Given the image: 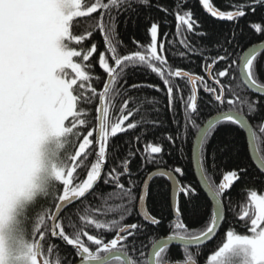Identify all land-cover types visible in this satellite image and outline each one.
Segmentation results:
<instances>
[{"label": "snow or ice", "instance_id": "snow-or-ice-1", "mask_svg": "<svg viewBox=\"0 0 264 264\" xmlns=\"http://www.w3.org/2000/svg\"><path fill=\"white\" fill-rule=\"evenodd\" d=\"M256 40L264 0H0V264H200L217 237L207 264H264ZM173 241L201 247L176 260Z\"/></svg>", "mask_w": 264, "mask_h": 264}, {"label": "trees", "instance_id": "trees-1", "mask_svg": "<svg viewBox=\"0 0 264 264\" xmlns=\"http://www.w3.org/2000/svg\"><path fill=\"white\" fill-rule=\"evenodd\" d=\"M166 3L169 4V6L172 5L173 0H165ZM191 2L193 4H195V0H191ZM217 5L219 6V0H217ZM154 15H157V13H153ZM78 27H77V31H83L85 29H90L93 32H95V29L91 27V25L93 24V21L87 18H80L78 20ZM209 28H215L217 30H225L229 27L228 24H224L223 26L220 23H212L211 21L209 22L208 25ZM167 31H169L170 33V39L173 38V34L175 32V28L172 27L170 29H166ZM97 41H99L100 37L97 36L96 37ZM189 39L192 40L193 43H198L199 38L193 35H189ZM127 42V41H126ZM260 42L259 40L254 41V43ZM183 49L180 48L179 43L177 42L176 48L172 49L173 52H178V51H182ZM262 54H264V52H262ZM171 55V54H170ZM194 62V64L199 63V61L195 58L192 57L191 58ZM170 63H173L174 66L177 65H181V64H186V61H182L181 59L177 57H174L172 59H170ZM101 70L98 68H96V72L99 73ZM193 71H199V69L193 68ZM134 79H144L145 81H151L153 79L152 75H138L136 77H134ZM95 115V112L93 110V116ZM166 118V117H165ZM162 131V129L160 130ZM157 135H159V132H157ZM128 137H124V139H127ZM159 142V141H157ZM257 147L258 150L260 152V154H264V139H257ZM117 143H119L117 141ZM71 151V149H69V152ZM184 166L188 169L190 175H189V179L192 180V182L194 184H198V179L195 175V171H194V166H193V162L192 159H189L187 156L185 157L184 161H183ZM150 170H154L151 169ZM253 175L252 178L249 180V188L246 189V191L250 194L251 191L255 190L258 192V194L260 195H264V178H260L259 177V173L256 169V166L253 164ZM163 178H159V177H155L153 179L152 182V188L153 191H158V185L155 183V181H159ZM105 190H109V189H105ZM240 202V207H241V211L244 210H250L249 207V203L247 201V197L246 196H237L234 194L233 196V206H236L237 202ZM74 211L73 208H69L66 212H65V216L69 215L70 213H72ZM226 214H227V210H226ZM229 219H231V215L229 214ZM169 229H168V222H167V218H165L164 221V229L157 232L155 235H153L148 241H146V244L148 245V250L150 251L151 249V243L153 240L155 239H159L162 236H166L167 234H169ZM237 234H250L247 233L243 230V226L241 225V227L239 229L236 230ZM226 241V237H217L215 240H213L212 242L208 243L206 248H203V251L201 252L200 256H199V262L200 264H207V260L208 257L211 256L213 254V252L215 250H217V246L221 245L222 243ZM201 247V246H200ZM200 247H185V246H178V245H170V248L173 249L174 251V258L176 260H181L184 256H186V253L184 252V249L187 248L188 251H192L194 249H199ZM70 260L74 259L73 257H69ZM221 264H244V256L241 252H230V253H226L225 256L222 258L221 260Z\"/></svg>", "mask_w": 264, "mask_h": 264}, {"label": "water", "instance_id": "water-1", "mask_svg": "<svg viewBox=\"0 0 264 264\" xmlns=\"http://www.w3.org/2000/svg\"><path fill=\"white\" fill-rule=\"evenodd\" d=\"M254 44H255L256 47H258V48L264 50V41H260V42L254 43ZM250 47H251V45H250ZM245 50H247V49H245ZM255 143H256V142H255ZM256 148H257V150H258L257 143H256ZM258 152H259V150H258ZM259 153H260V152H259ZM192 162H193V166H194L195 175H196V177L198 178V175H199V168L196 166L194 159H192ZM166 236H167V235H166ZM166 236H162V237H160L159 239L166 238ZM170 245H181V246H185V247H200V246H194V245H186V244H183V242H181V241H173V242H171ZM150 250H151V249H150Z\"/></svg>", "mask_w": 264, "mask_h": 264}, {"label": "clouds", "instance_id": "clouds-1", "mask_svg": "<svg viewBox=\"0 0 264 264\" xmlns=\"http://www.w3.org/2000/svg\"><path fill=\"white\" fill-rule=\"evenodd\" d=\"M50 148H51V145L47 146L46 149H45V151H48ZM42 187L43 188H46L47 187V183H45L44 185H42ZM37 194H40V193H37Z\"/></svg>", "mask_w": 264, "mask_h": 264}, {"label": "bare ground", "instance_id": "bare-ground-1", "mask_svg": "<svg viewBox=\"0 0 264 264\" xmlns=\"http://www.w3.org/2000/svg\"><path fill=\"white\" fill-rule=\"evenodd\" d=\"M178 246H181V245H178Z\"/></svg>", "mask_w": 264, "mask_h": 264}, {"label": "flooded vegetation", "instance_id": "flooded-vegetation-1", "mask_svg": "<svg viewBox=\"0 0 264 264\" xmlns=\"http://www.w3.org/2000/svg\"><path fill=\"white\" fill-rule=\"evenodd\" d=\"M257 143V142H256Z\"/></svg>", "mask_w": 264, "mask_h": 264}]
</instances>
